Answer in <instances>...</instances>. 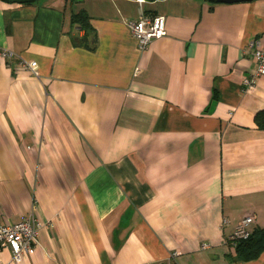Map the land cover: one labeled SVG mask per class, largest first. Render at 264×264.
<instances>
[{
    "label": "crops",
    "instance_id": "crops-1",
    "mask_svg": "<svg viewBox=\"0 0 264 264\" xmlns=\"http://www.w3.org/2000/svg\"><path fill=\"white\" fill-rule=\"evenodd\" d=\"M140 7L165 17L144 51L127 26ZM254 38L264 0H0V224L42 223L19 264H264L224 242L245 215L264 227Z\"/></svg>",
    "mask_w": 264,
    "mask_h": 264
},
{
    "label": "built area",
    "instance_id": "built-area-1",
    "mask_svg": "<svg viewBox=\"0 0 264 264\" xmlns=\"http://www.w3.org/2000/svg\"><path fill=\"white\" fill-rule=\"evenodd\" d=\"M139 2H142V0H139ZM127 26L136 40L138 49L141 51L146 50L152 40L166 34L165 17L162 14L146 13L141 7L137 18L127 20ZM248 50L255 66L252 73L243 78L242 82L245 89L254 86L257 78L264 76L263 40L261 38L250 40ZM11 55V50L0 47V56L10 57ZM18 64L28 68L33 75H38L35 60H23ZM253 221V216H243L238 220L232 232L225 237L224 242L233 248L237 240L247 238L253 230ZM41 226V221L33 211H30L18 221L0 224V247H8L11 251V259L8 264H19L23 255L37 245L38 232Z\"/></svg>",
    "mask_w": 264,
    "mask_h": 264
},
{
    "label": "trees",
    "instance_id": "trees-1",
    "mask_svg": "<svg viewBox=\"0 0 264 264\" xmlns=\"http://www.w3.org/2000/svg\"><path fill=\"white\" fill-rule=\"evenodd\" d=\"M10 2L19 3H32L35 0H6ZM69 2L75 0H68ZM211 2H216L215 0H209ZM89 15L84 9H79L74 11L70 15V23L77 25L80 29L84 30L82 36L83 45L86 48L93 49L94 42L96 38L95 29L92 27L89 21ZM254 122L257 128L264 130V108L255 112ZM233 254H227L229 260H250L254 259L259 254L264 251V227L253 228L251 234L245 238L237 240L235 246L233 247Z\"/></svg>",
    "mask_w": 264,
    "mask_h": 264
},
{
    "label": "water",
    "instance_id": "water-1",
    "mask_svg": "<svg viewBox=\"0 0 264 264\" xmlns=\"http://www.w3.org/2000/svg\"><path fill=\"white\" fill-rule=\"evenodd\" d=\"M215 1H216V2L231 3V2L249 1V0H215Z\"/></svg>",
    "mask_w": 264,
    "mask_h": 264
}]
</instances>
